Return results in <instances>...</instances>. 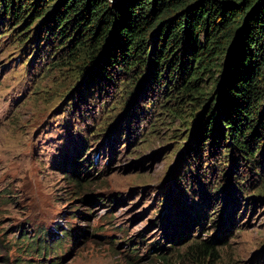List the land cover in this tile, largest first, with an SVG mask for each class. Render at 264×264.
<instances>
[{
  "label": "rangeland",
  "instance_id": "obj_1",
  "mask_svg": "<svg viewBox=\"0 0 264 264\" xmlns=\"http://www.w3.org/2000/svg\"><path fill=\"white\" fill-rule=\"evenodd\" d=\"M8 38L4 37L0 46V264H264L262 151L257 154L262 162L253 165L237 159L236 152L223 151L228 148L226 144L216 148L207 143L199 150L196 143H191V113L197 111V105L183 107L181 118L169 116L159 107L162 90L153 88L146 99L137 102L139 107H128L126 99L133 89L128 77L124 86L96 85L94 95L85 102L76 94L78 107H69L73 100L70 95L82 81L80 77L87 76L81 74L85 64L53 69L42 77L54 47L41 50L30 67L25 61L34 56L36 48L27 53L24 47L16 50L17 44ZM35 86L41 89L31 94ZM104 100L108 106L119 101L108 120H104L100 106ZM128 108L140 112V119L134 117L128 123L125 118L119 127ZM157 113L160 119L151 127ZM101 122L111 123L102 127L103 135L98 139L90 137L78 155L79 161L85 157L81 164L91 168L92 179L86 185L83 181L72 183L59 168L68 158L65 149L74 155L82 138L92 135ZM119 129L120 139L115 142L114 134ZM179 133L189 138L177 144L175 135ZM225 153L227 158H223ZM90 158L97 163L96 169L85 162ZM192 174L206 186L215 185V181L221 185L220 195L208 205L203 199L196 200L204 203L199 208L207 216L206 228L198 233L200 226L193 221L189 239L177 244L176 250L163 251L168 259L155 256L160 250L150 242L173 245L163 221L178 191L175 177L189 194L187 198L179 193V199L191 202L189 197L196 199L202 190L199 182L191 180ZM241 177L246 181L239 186ZM237 188L242 189L241 194ZM205 189L209 191V187ZM234 192L239 203L232 199ZM216 206L217 225L209 238L217 232L224 236L233 215L235 225L241 229L225 242H216L214 254L189 253L184 245L196 242L198 236L206 238V229L213 226L209 213ZM177 211L184 217L182 204ZM190 216L194 218V213ZM186 220L189 223L187 213ZM22 233L30 238L16 241ZM38 238L41 243L43 239L52 241L46 253L27 248ZM134 247L140 248L139 256L131 252Z\"/></svg>",
  "mask_w": 264,
  "mask_h": 264
},
{
  "label": "trees",
  "instance_id": "obj_2",
  "mask_svg": "<svg viewBox=\"0 0 264 264\" xmlns=\"http://www.w3.org/2000/svg\"><path fill=\"white\" fill-rule=\"evenodd\" d=\"M6 36L17 44L16 50L24 47L27 53L30 49H38L25 61L30 67L41 50L54 47L42 77L53 69L67 70L85 64L81 74L87 76L80 77L82 81L71 93L73 100L69 107H78L74 99L76 94L85 102L94 95L92 89L96 85L124 86L128 77L133 82L126 99L128 107L137 106L153 88L161 89L163 100L159 107L169 116L181 118L183 107L197 105V111L191 113V143H196L199 150L207 143L216 148L226 144L228 148L223 151L236 152L237 159L253 165L262 162L257 154L262 151L264 157V0H0V46ZM40 89L35 86L31 94ZM118 92L121 93V89ZM149 101L145 102L147 108ZM168 101L173 105L167 106ZM118 102L108 106V101L104 100L100 104L104 120L114 116ZM122 116L119 127L123 119L130 123L134 117L140 119L141 113L128 108ZM159 119L157 113L151 127ZM110 123L101 122L92 135L82 138L74 155L65 149L68 161L61 163L59 168L72 183L83 181L86 185L92 179L89 177L91 168L81 164L85 157L79 161L78 155L90 137L98 139L103 135L102 127ZM120 131L114 134L115 142L120 139ZM175 138L177 144L183 143L189 135L181 137L179 133ZM191 143L185 149L186 154H189ZM102 147L104 144L100 145ZM227 153L223 158H227ZM85 162L96 169L97 163L91 158ZM192 179L199 182L202 190L196 199L189 197L191 202L183 197L179 199V193L187 198L189 194L179 186V178L174 179L178 191L163 221L164 228L170 231L167 238L173 245L163 246L159 240L150 242V246L160 250L155 256L168 259L163 251L176 250L177 244L186 242L193 221L200 226L198 233L206 228L207 216L199 207L216 199L221 185L215 181V185L206 186L193 174ZM239 179H242L237 181L239 186L244 185L246 178ZM205 187H209L210 192ZM237 190L242 193L241 188ZM235 193L232 199L239 203ZM199 199L204 203L196 202ZM180 204L185 209V218L177 211ZM217 209L216 206L209 213L213 226L206 229V238L196 237L197 233L194 235L198 239L196 242L184 245L190 249L189 253L214 254L216 242H225L236 229H241L235 225L233 215L224 236L217 232L209 238L217 225L214 218ZM86 210L90 212L91 208ZM190 212L194 213V218ZM232 212L235 213V209ZM186 213L189 223L192 221L190 224ZM29 238L27 233H22L16 241ZM40 241V238L32 240L27 248L35 247L46 253L48 246L53 245L51 240ZM139 249L130 250L139 256Z\"/></svg>",
  "mask_w": 264,
  "mask_h": 264
}]
</instances>
